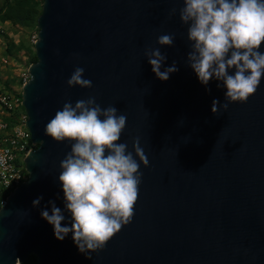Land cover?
<instances>
[{
    "label": "water",
    "instance_id": "95a60500",
    "mask_svg": "<svg viewBox=\"0 0 264 264\" xmlns=\"http://www.w3.org/2000/svg\"><path fill=\"white\" fill-rule=\"evenodd\" d=\"M182 0H42L34 43L36 62L22 87L26 127L37 148L24 160L27 180L0 209V264H264V77L243 104L227 111L223 89L208 91L185 64ZM162 33H174L161 52L178 71L157 80L144 57ZM264 50V42L261 44ZM92 88H68L73 68ZM94 96L126 115L121 141L139 137L148 159L133 217L102 251L86 259L71 235L57 242L40 218L53 200L63 207L59 162L70 145L44 128L65 101ZM43 197L38 208L32 207Z\"/></svg>",
    "mask_w": 264,
    "mask_h": 264
},
{
    "label": "clouds",
    "instance_id": "9594fccd",
    "mask_svg": "<svg viewBox=\"0 0 264 264\" xmlns=\"http://www.w3.org/2000/svg\"><path fill=\"white\" fill-rule=\"evenodd\" d=\"M178 14L186 27L188 52L185 64L208 91L210 82L223 89L224 102L213 100L211 113L225 112L231 104L245 103L264 77V0H182L168 18ZM174 33H162L156 47L145 48L144 57L154 77L166 82L178 71L176 61L164 67L163 48L173 47ZM68 88H92L84 68L75 66L66 81ZM127 117L114 105L101 107L94 96L74 104L65 101L48 121L45 136L70 145L59 162L58 183L63 207L49 200L40 218L57 242L71 235L78 252L91 259L102 251L122 227L130 224L142 181L140 167L148 159L139 137L121 141ZM43 197L32 202L38 208Z\"/></svg>",
    "mask_w": 264,
    "mask_h": 264
},
{
    "label": "built area",
    "instance_id": "2783aa9c",
    "mask_svg": "<svg viewBox=\"0 0 264 264\" xmlns=\"http://www.w3.org/2000/svg\"><path fill=\"white\" fill-rule=\"evenodd\" d=\"M36 40L37 35L33 37L32 43ZM6 64L7 60L0 56V68ZM28 79L23 80L21 89ZM21 93L0 86V209L5 206L12 192L27 180L24 160L38 146L31 141L25 124L26 114L22 107Z\"/></svg>",
    "mask_w": 264,
    "mask_h": 264
},
{
    "label": "rangeland",
    "instance_id": "374dc122",
    "mask_svg": "<svg viewBox=\"0 0 264 264\" xmlns=\"http://www.w3.org/2000/svg\"><path fill=\"white\" fill-rule=\"evenodd\" d=\"M11 1L0 0V12L2 5ZM34 1L37 3V9L40 10L42 0ZM0 23L2 28L0 56L7 60L6 66L0 68V86L20 93L23 80L29 78L28 68L36 61L32 39L38 32L37 21L25 26L15 24L12 21H0ZM19 113H21L20 110Z\"/></svg>",
    "mask_w": 264,
    "mask_h": 264
},
{
    "label": "trees",
    "instance_id": "16d2710c",
    "mask_svg": "<svg viewBox=\"0 0 264 264\" xmlns=\"http://www.w3.org/2000/svg\"><path fill=\"white\" fill-rule=\"evenodd\" d=\"M40 11L41 7L38 10L37 3L34 0H12L2 5L0 21H12L15 24L25 26L31 24L33 21H37ZM35 261V257L30 256L22 264H35Z\"/></svg>",
    "mask_w": 264,
    "mask_h": 264
}]
</instances>
